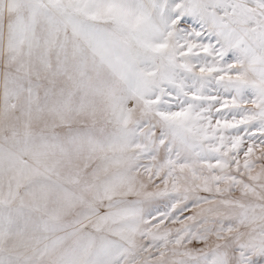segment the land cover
Segmentation results:
<instances>
[{
	"label": "snow or ice",
	"instance_id": "1",
	"mask_svg": "<svg viewBox=\"0 0 264 264\" xmlns=\"http://www.w3.org/2000/svg\"><path fill=\"white\" fill-rule=\"evenodd\" d=\"M0 264H264V0H0Z\"/></svg>",
	"mask_w": 264,
	"mask_h": 264
}]
</instances>
